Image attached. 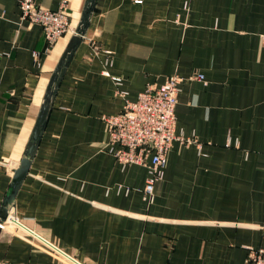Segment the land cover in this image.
I'll use <instances>...</instances> for the list:
<instances>
[{
    "label": "crops",
    "instance_id": "0c3cea01",
    "mask_svg": "<svg viewBox=\"0 0 264 264\" xmlns=\"http://www.w3.org/2000/svg\"><path fill=\"white\" fill-rule=\"evenodd\" d=\"M34 1L66 2L71 31L47 49L0 0V206L66 61L0 264H243L264 250V0ZM174 75L176 134L195 142L172 144L149 205L146 169L104 151L101 118Z\"/></svg>",
    "mask_w": 264,
    "mask_h": 264
},
{
    "label": "built area",
    "instance_id": "2783aa9c",
    "mask_svg": "<svg viewBox=\"0 0 264 264\" xmlns=\"http://www.w3.org/2000/svg\"><path fill=\"white\" fill-rule=\"evenodd\" d=\"M17 6L22 21L40 27L47 49L71 31L70 16L64 1L56 10L44 9L34 0H17ZM261 40L264 42V36H261ZM193 79L201 81L202 76L195 75ZM113 80L119 83V79ZM180 82L181 79L174 75L167 77L159 86L147 85L134 101L125 99L119 113L101 118L107 131L104 151L121 166L135 165L146 169L147 178L142 195L149 205L155 203V187L162 180L172 144L179 142L188 145L195 142L176 134L175 107ZM3 223L20 224L12 217L6 218ZM42 247L37 246L44 250ZM243 264H264V250L248 249Z\"/></svg>",
    "mask_w": 264,
    "mask_h": 264
},
{
    "label": "water",
    "instance_id": "95a60500",
    "mask_svg": "<svg viewBox=\"0 0 264 264\" xmlns=\"http://www.w3.org/2000/svg\"><path fill=\"white\" fill-rule=\"evenodd\" d=\"M92 4L90 6L87 7V9L84 11V15H83V24L86 25L87 23V19L89 16V13L92 10ZM78 35L82 36L84 35V32H79ZM69 57L67 56V61H68ZM64 65L66 64L65 62H62ZM60 66L56 69L55 73H54V77L51 80L49 86H48V91L46 93V97L43 101L40 113L37 117V121L35 124V127L32 131V134L30 136L29 139V143L26 147L25 153L23 158L21 159L19 166L17 167V169L13 172V177L11 179V195L8 198V200L5 201V203H3L2 206H0V225H2V223L6 220V218L8 217V210L9 208L12 207V198L15 194V192L18 190V188L20 187L21 183L24 181L29 168L31 166V162L33 160V156L35 153V150L37 148L38 142L40 140L41 134L43 132V129L45 127V123L51 108V103L54 97V94L56 92L61 74L63 73V67ZM63 65V66H64ZM62 67V68H61ZM65 67V66H64Z\"/></svg>",
    "mask_w": 264,
    "mask_h": 264
}]
</instances>
